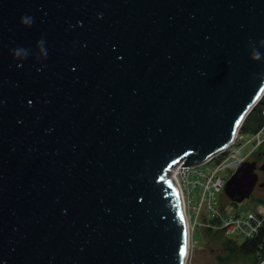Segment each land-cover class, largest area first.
<instances>
[{
    "label": "water",
    "instance_id": "1",
    "mask_svg": "<svg viewBox=\"0 0 264 264\" xmlns=\"http://www.w3.org/2000/svg\"><path fill=\"white\" fill-rule=\"evenodd\" d=\"M261 40L264 0H0V264H187L170 170L234 143L264 96Z\"/></svg>",
    "mask_w": 264,
    "mask_h": 264
},
{
    "label": "built area",
    "instance_id": "2",
    "mask_svg": "<svg viewBox=\"0 0 264 264\" xmlns=\"http://www.w3.org/2000/svg\"><path fill=\"white\" fill-rule=\"evenodd\" d=\"M264 113V111H263ZM244 137L238 133L234 143L227 149L200 165H184L183 162L171 167V176L175 179L182 199L189 236V254L195 241L197 227L221 230L226 236L241 235L244 240L260 237L264 230V207L246 214H225L217 208L219 192H223L226 181L235 172L223 177L220 171L231 165L238 166L245 156L239 154L241 149L250 143L255 148L264 143V125L251 134L246 143ZM249 145V146H250ZM217 160V166L208 163Z\"/></svg>",
    "mask_w": 264,
    "mask_h": 264
},
{
    "label": "rangeland",
    "instance_id": "3",
    "mask_svg": "<svg viewBox=\"0 0 264 264\" xmlns=\"http://www.w3.org/2000/svg\"><path fill=\"white\" fill-rule=\"evenodd\" d=\"M244 141L246 143L250 138V134L243 133ZM250 143H247L241 151L240 155L245 156L249 151ZM210 166H217L219 162L217 160H213L208 163ZM237 166L231 165L229 167H225L220 171V174L228 178L229 173H232L236 170ZM218 196V204L217 208L225 213V214H246L248 212L254 211L258 209V206L253 203L249 199H245L242 203H232L231 199L227 196L225 191L219 192ZM237 240L238 243L243 242L244 238L241 235H236L232 237ZM220 243V242H219ZM220 247L219 244L211 239V237L207 236L205 228L197 227L195 232V241L193 246L191 247L190 254L187 260V264H215L214 256L219 254ZM252 260L240 258L236 261V264H252Z\"/></svg>",
    "mask_w": 264,
    "mask_h": 264
},
{
    "label": "trees",
    "instance_id": "4",
    "mask_svg": "<svg viewBox=\"0 0 264 264\" xmlns=\"http://www.w3.org/2000/svg\"><path fill=\"white\" fill-rule=\"evenodd\" d=\"M264 96L256 107L249 113L243 122L240 134H253L264 125ZM207 236L211 237L219 244V254L214 256L215 264H236L238 259H253L254 264H258L261 258L257 257V252L264 244V230L260 237L254 240H245L238 243L232 237L226 236L221 230L205 229ZM220 242V243H219ZM264 256V255H263Z\"/></svg>",
    "mask_w": 264,
    "mask_h": 264
},
{
    "label": "flooded vegetation",
    "instance_id": "5",
    "mask_svg": "<svg viewBox=\"0 0 264 264\" xmlns=\"http://www.w3.org/2000/svg\"><path fill=\"white\" fill-rule=\"evenodd\" d=\"M248 153L249 154L245 160L250 161V162H255L254 171L257 174V178L255 179L254 186L252 190L250 191L249 196L246 199L251 200L257 206L264 207V143L256 146L255 148H253V146L250 145ZM231 201L232 203H236V204L238 203L237 201H234L232 199ZM256 252H257V257L261 258L258 264H264V256H263L264 255V244L263 243L261 244L260 250ZM250 260H252L251 263L254 264L253 259H250Z\"/></svg>",
    "mask_w": 264,
    "mask_h": 264
},
{
    "label": "clouds",
    "instance_id": "6",
    "mask_svg": "<svg viewBox=\"0 0 264 264\" xmlns=\"http://www.w3.org/2000/svg\"><path fill=\"white\" fill-rule=\"evenodd\" d=\"M20 23L25 27H31L34 23V18L31 16H22L20 19ZM251 43V42H250ZM264 48V40H261L258 45L252 43L251 44V53H250V59L252 61L258 62L262 59V56H264V53H261L258 49ZM36 58L37 59H44L47 57V51L45 48V40L40 39L36 44ZM11 54L13 56L14 60L17 61H24L28 58L30 55V50L25 49L23 47H17L15 49L11 50ZM19 66V65H18ZM257 77L264 82V73H258Z\"/></svg>",
    "mask_w": 264,
    "mask_h": 264
},
{
    "label": "bare ground",
    "instance_id": "7",
    "mask_svg": "<svg viewBox=\"0 0 264 264\" xmlns=\"http://www.w3.org/2000/svg\"><path fill=\"white\" fill-rule=\"evenodd\" d=\"M242 203V202H241ZM224 233V232H223Z\"/></svg>",
    "mask_w": 264,
    "mask_h": 264
}]
</instances>
